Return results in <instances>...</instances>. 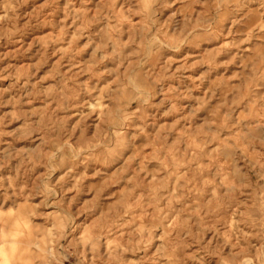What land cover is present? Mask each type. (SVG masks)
Here are the masks:
<instances>
[{
  "label": "rangeland",
  "instance_id": "1",
  "mask_svg": "<svg viewBox=\"0 0 264 264\" xmlns=\"http://www.w3.org/2000/svg\"><path fill=\"white\" fill-rule=\"evenodd\" d=\"M0 264H264V0H0Z\"/></svg>",
  "mask_w": 264,
  "mask_h": 264
}]
</instances>
